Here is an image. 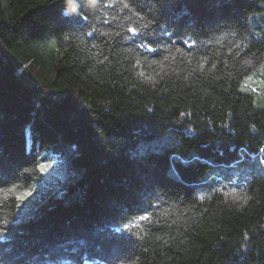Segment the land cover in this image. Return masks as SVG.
<instances>
[{
    "label": "trees",
    "instance_id": "16d2710c",
    "mask_svg": "<svg viewBox=\"0 0 264 264\" xmlns=\"http://www.w3.org/2000/svg\"><path fill=\"white\" fill-rule=\"evenodd\" d=\"M79 4L0 0V264H264V0Z\"/></svg>",
    "mask_w": 264,
    "mask_h": 264
},
{
    "label": "rangeland",
    "instance_id": "374dc122",
    "mask_svg": "<svg viewBox=\"0 0 264 264\" xmlns=\"http://www.w3.org/2000/svg\"><path fill=\"white\" fill-rule=\"evenodd\" d=\"M57 160L54 159L52 161L51 169L48 172L42 171L41 177L38 179V181L34 182L31 185V188L21 192L18 197L21 200L24 199H45L47 197L53 196L55 190V184L58 181H61L64 177V174L59 172L58 170L54 169L56 167ZM262 164H264V160L262 161ZM53 168V169H52ZM70 181H68L69 183Z\"/></svg>",
    "mask_w": 264,
    "mask_h": 264
},
{
    "label": "snow or ice",
    "instance_id": "6c2138e0",
    "mask_svg": "<svg viewBox=\"0 0 264 264\" xmlns=\"http://www.w3.org/2000/svg\"><path fill=\"white\" fill-rule=\"evenodd\" d=\"M74 2H75L76 5H77L76 10H75V12H71V11H70V12H71V13H76L77 15H79V9H82L83 5H82V4H79V5H78V0H74ZM94 3H96V0H94ZM61 4H62L63 6H66V7H67V0H61ZM124 7H128V5H127V4H124ZM85 19H86V17H85ZM129 31H132L133 34L136 33V29H129ZM89 35H91V33H89ZM149 50L152 51V50H154V49H149ZM248 79H249V81H251L252 78L249 77ZM244 88H245V90H247L246 86H244ZM261 151H264V149H262ZM139 219H140V220H147L148 217H146V216H142V217H140Z\"/></svg>",
    "mask_w": 264,
    "mask_h": 264
},
{
    "label": "clouds",
    "instance_id": "9594fccd",
    "mask_svg": "<svg viewBox=\"0 0 264 264\" xmlns=\"http://www.w3.org/2000/svg\"><path fill=\"white\" fill-rule=\"evenodd\" d=\"M89 5L94 7L95 6V3H94V0H89ZM76 3L74 2V0H67V11H71V12H75L76 10Z\"/></svg>",
    "mask_w": 264,
    "mask_h": 264
}]
</instances>
